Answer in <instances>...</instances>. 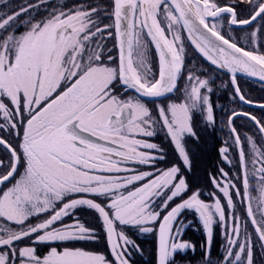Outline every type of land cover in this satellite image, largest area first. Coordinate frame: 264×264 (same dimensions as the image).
Returning a JSON list of instances; mask_svg holds the SVG:
<instances>
[{
    "label": "snow or ice",
    "instance_id": "6c2138e0",
    "mask_svg": "<svg viewBox=\"0 0 264 264\" xmlns=\"http://www.w3.org/2000/svg\"><path fill=\"white\" fill-rule=\"evenodd\" d=\"M0 264H264V0H0Z\"/></svg>",
    "mask_w": 264,
    "mask_h": 264
},
{
    "label": "trees",
    "instance_id": "16d2710c",
    "mask_svg": "<svg viewBox=\"0 0 264 264\" xmlns=\"http://www.w3.org/2000/svg\"><path fill=\"white\" fill-rule=\"evenodd\" d=\"M198 235H199V234L189 233L190 238H192V239H194V240L198 238Z\"/></svg>",
    "mask_w": 264,
    "mask_h": 264
}]
</instances>
